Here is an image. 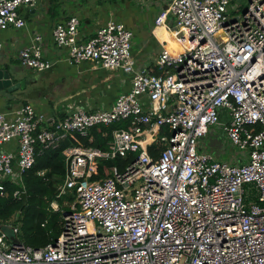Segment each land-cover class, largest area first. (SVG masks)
I'll use <instances>...</instances> for the list:
<instances>
[{
	"label": "built area",
	"instance_id": "1",
	"mask_svg": "<svg viewBox=\"0 0 264 264\" xmlns=\"http://www.w3.org/2000/svg\"><path fill=\"white\" fill-rule=\"evenodd\" d=\"M40 1L0 0V30L24 27L18 10ZM169 16L181 45L162 49L158 74L135 70L132 33L119 23L86 43L76 17L54 26L69 63L121 70L131 89L108 110H78L49 127L29 104L0 113V148L17 143L16 154L0 151V196L2 182H20L42 150L76 143L61 152L57 197L74 199L59 236L33 248L0 232V264H264V0H168L156 24ZM39 41L19 51L34 72L51 67ZM121 122L107 149L80 144L93 128ZM211 129L237 153L233 163L200 149ZM129 157L99 173L101 162Z\"/></svg>",
	"mask_w": 264,
	"mask_h": 264
},
{
	"label": "crops",
	"instance_id": "2",
	"mask_svg": "<svg viewBox=\"0 0 264 264\" xmlns=\"http://www.w3.org/2000/svg\"><path fill=\"white\" fill-rule=\"evenodd\" d=\"M167 6L168 0H42L32 7L20 8L18 14L25 21V26L0 30V43L3 45L0 63L17 72L15 82L23 80L26 84L23 89L12 93L16 104L0 97V113L29 104L36 113L44 116L43 125L49 127L52 119H63L78 110L93 112L110 109L116 97L130 91L132 76L121 70L104 69L89 61L69 63L67 49L58 47L53 39L54 26L76 17L79 21L78 42L86 43L106 22L119 23L132 33L131 56L135 70L158 74L155 61L162 49L176 52L181 45L170 16L166 26L156 24L159 14ZM35 37H40L42 58L51 64L44 72H34L19 62V51L30 46ZM214 133L219 132L211 129L201 141V150H205L204 141ZM0 151L16 154L17 143L10 142ZM226 152L228 162L233 163L237 153L224 139L221 156ZM53 203L61 211L69 207L68 201L63 200L59 204L55 200L50 203L52 212H59L52 209ZM12 228L16 229L14 235L18 239V227Z\"/></svg>",
	"mask_w": 264,
	"mask_h": 264
},
{
	"label": "trees",
	"instance_id": "3",
	"mask_svg": "<svg viewBox=\"0 0 264 264\" xmlns=\"http://www.w3.org/2000/svg\"><path fill=\"white\" fill-rule=\"evenodd\" d=\"M126 123H116L109 127L99 126L93 128L90 137L81 138L80 144L85 147H94L102 150L107 149L111 140V133L115 129L126 128ZM92 136V139H91ZM71 140H64L57 148L44 149L41 154L36 156L32 168L27 170L22 176L19 185L4 181L5 196H0V222L12 217L13 214L19 213L22 219V227L18 230V240L20 243L33 248H43L53 243L59 236L62 228V212L68 211L69 207L64 208L61 212H52L50 203L57 201L59 204L63 200L69 204L73 201V193H68L57 197L58 186L65 175L64 159L61 154L62 150L74 146ZM40 148H37V153ZM148 151L155 155L154 146H150ZM131 159H115L113 161L101 162L99 173L107 175L109 169L117 166L120 170ZM24 191L26 196V205L19 198L13 197L14 191ZM20 237V238H19Z\"/></svg>",
	"mask_w": 264,
	"mask_h": 264
},
{
	"label": "water",
	"instance_id": "4",
	"mask_svg": "<svg viewBox=\"0 0 264 264\" xmlns=\"http://www.w3.org/2000/svg\"><path fill=\"white\" fill-rule=\"evenodd\" d=\"M14 69H11L7 64L0 63V97L5 98L9 103L16 104V101L13 100L12 93L17 91L18 89H23L26 82L21 80L15 82V78L17 76ZM24 205H26V196L24 192L20 193L19 197ZM12 229H8L10 233L5 231L2 227H0V232L4 233L8 240L13 243H17V237L12 233Z\"/></svg>",
	"mask_w": 264,
	"mask_h": 264
},
{
	"label": "rangeland",
	"instance_id": "5",
	"mask_svg": "<svg viewBox=\"0 0 264 264\" xmlns=\"http://www.w3.org/2000/svg\"><path fill=\"white\" fill-rule=\"evenodd\" d=\"M244 2V0H242ZM223 141L224 136L219 133H214L211 137H208L204 143L203 147L206 152L210 153L215 159H218L220 161L228 162V153L226 152L224 155L221 156V151L223 148ZM22 219L23 217L17 212L12 215L9 219L5 220L4 222H1L2 228L10 233L8 229L16 226L18 227V230L20 232V229L22 227Z\"/></svg>",
	"mask_w": 264,
	"mask_h": 264
}]
</instances>
